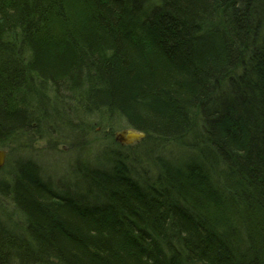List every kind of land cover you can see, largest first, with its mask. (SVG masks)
I'll list each match as a JSON object with an SVG mask.
<instances>
[{
    "label": "trees",
    "instance_id": "1",
    "mask_svg": "<svg viewBox=\"0 0 264 264\" xmlns=\"http://www.w3.org/2000/svg\"><path fill=\"white\" fill-rule=\"evenodd\" d=\"M47 92L69 94L58 118L117 113L175 148L135 173L113 141L69 166L95 205L58 192L26 155ZM7 143L0 264H264V0H0Z\"/></svg>",
    "mask_w": 264,
    "mask_h": 264
},
{
    "label": "bare ground",
    "instance_id": "2",
    "mask_svg": "<svg viewBox=\"0 0 264 264\" xmlns=\"http://www.w3.org/2000/svg\"><path fill=\"white\" fill-rule=\"evenodd\" d=\"M31 5L35 6V3L30 2ZM31 22H33V20L31 19ZM212 25L214 24V22L212 21L211 23ZM33 27V25L31 24V26L26 25V27L21 26V31L26 28V29H31ZM221 85V84H220ZM225 87V86H224ZM47 99H49V101L44 105L45 108L43 109L42 112V116L39 119V123H37L35 126L37 127V132L36 134V139L30 141V143L28 144V148L26 149L28 156H33L34 154H37V149L35 146V143L37 142V140L43 136V135H47L48 138V143L50 144V149H54V152L56 154V156H62L63 154H67L68 150L67 148H69L71 150L73 143L76 141V139L79 138L80 136V132H83L88 134L87 131H89V118L86 119L85 121H79L77 119H75V114L74 113H70V115L67 118L61 117L58 118V111L60 110V108L64 105H61L63 103V101H68L69 98V94L68 93H63V97L59 98L60 94H55L52 92H47ZM67 110V109H66ZM107 115V114H106ZM120 116V118L122 119V123L123 125L127 128L124 129L120 132L116 133V136L120 133H128V132H132V130L137 131V132H141L144 133L145 136L144 138H140V139H132L131 143H127V146H132V144H137L140 146V148L135 151L136 154L133 153H127L128 155H125L127 159H129V155L131 159V163H134L135 165H137L138 169L132 170L133 172H137L141 169V171H145V173H150L151 172V165L150 162L157 161V158L159 155L163 154L165 155L168 152H171L174 148H175V143L172 142H164L162 143L160 146H156L155 143H145L143 140L146 138L147 134L143 131H140L138 129L133 128L124 117H122L120 114H117ZM108 116V115H107ZM91 119V118H90ZM79 125L81 127H79ZM54 126V129L57 132H51L49 133L50 129ZM45 131V133H44ZM74 131V135L76 138H74L75 140H70L72 141V143L70 141H68L67 139V134L66 132H72ZM133 133V132H132ZM84 138V136L82 137ZM110 140V139H109ZM105 140L103 141V143H99L96 147H86L85 145H77L78 149H74V151L78 150L77 153V164L78 162H80L82 165H80L79 167H83V165L85 167H87L88 169H97V168H101L106 166V163H108L107 157L108 154H106V151H108L109 148H111L112 145H116L113 144V141L118 143L119 141H117V139L115 138V140ZM121 145H124L125 143L119 142ZM155 144V145H154ZM52 145V146H51ZM57 146V148H56ZM12 147V144L7 143V145H0V150L1 151H5L6 152V156H5V161L3 166L0 168V170H2L9 161V155L7 154V151ZM86 148V149H85ZM129 148V147H127ZM126 148V151H127ZM69 150V151H70ZM141 150V151H140ZM82 151V153L79 154V152ZM129 152V151H128ZM132 152H134V149L132 150ZM140 152L142 154H140ZM45 155H49L47 152H44ZM106 154V155H105ZM145 157V161L142 160V157ZM56 158V157H55ZM82 161V162H81ZM59 162V161H57ZM149 162V164H147ZM48 164L51 165L52 161H48ZM55 164V163H53ZM50 169V167H49ZM48 176H46V179L48 181L51 182L53 177H50V173L49 171H47ZM147 174V175H148ZM1 181V179H0ZM92 184H95L94 181H90ZM70 183V179L69 181H65V184H69ZM87 187L81 192V194L79 195L80 199L84 200L85 202L91 204V205H95L94 201L91 199V186H89L88 183H86ZM0 186L2 188H4L5 190H10V187H8L4 182L0 183ZM62 193V190H60ZM97 196L103 201L106 200L107 197L105 195L104 192H99L97 194ZM0 200H1V204L2 205H9L12 202V198L10 195H0ZM106 210H108L107 208H105ZM195 216V214H194ZM236 227H239L242 230V226L239 225V223H235ZM243 233L246 234V232H244V230H242Z\"/></svg>",
    "mask_w": 264,
    "mask_h": 264
},
{
    "label": "rangeland",
    "instance_id": "3",
    "mask_svg": "<svg viewBox=\"0 0 264 264\" xmlns=\"http://www.w3.org/2000/svg\"><path fill=\"white\" fill-rule=\"evenodd\" d=\"M73 111H69L67 110L66 116H69L70 113ZM78 113V118L82 119V120H89V131H87L88 134L83 132H80V136L78 138V143L75 141L74 142V146H72L71 150L69 148H67L68 153L67 154H63L62 156H56L54 149H50V144L48 143V136L47 135H43L41 136L37 142L35 143L36 149H37V154H34V158L39 159V161L41 162V160L43 161V163L46 164L47 168L45 170L49 171L50 173V177H53L51 182L54 184V189H58V192L61 190L60 186L64 185L65 187H67V189H65V192L68 190H73L77 195L80 194L83 191L82 186L78 189L75 186V181L79 180V178H83L81 176L80 173H77V171L75 170H69V166L70 164L74 165L77 164V162L74 163V159L77 156L78 150L76 152V150L74 151V149H78L77 145H85L86 147H96L99 143H103V141L105 140H115L116 133L120 132L124 129H127L123 123H122V119L120 118L119 115H117V113L115 114H109L108 116L104 113H99V114H95V115H83ZM91 118V119H90ZM79 127H81L79 125ZM57 132L56 130H53V133ZM45 133V131H44ZM49 133H51L49 131ZM84 136V138H82ZM36 139V136L34 137V140ZM127 144L122 145V147H124V151H126L127 146H125ZM52 146V145H51ZM57 148V146H56ZM140 148L139 145L137 144H132V146L130 148H127V152L128 153H133L136 154L135 151H137ZM86 149V148H85ZM134 149V152H132V150ZM70 150V151H69ZM141 151V150H140ZM44 152H47L49 155H45ZM82 153V151L79 152V154ZM140 154H142L140 152ZM16 158L19 157L18 155H14ZM56 157V158H55ZM144 157V156H142ZM52 161V164L49 165L48 161ZM142 160H145V157L142 158ZM59 161V162H57ZM55 163V164H53ZM50 167V169H49ZM70 179V183L69 184H65V181H69ZM86 181V180H85ZM87 182V181H86ZM88 183V182H87ZM89 184V183H88ZM90 186V184H89ZM64 188V187H63ZM61 192V191H60ZM64 192V190H62V193ZM94 202L96 201L95 199L91 198ZM18 232L22 233V229L19 228Z\"/></svg>",
    "mask_w": 264,
    "mask_h": 264
},
{
    "label": "water",
    "instance_id": "4",
    "mask_svg": "<svg viewBox=\"0 0 264 264\" xmlns=\"http://www.w3.org/2000/svg\"><path fill=\"white\" fill-rule=\"evenodd\" d=\"M132 132H128V133L125 132V133L118 134L116 137L117 141L122 142V143H126V142L131 143L132 139H140V138H144L145 136V134L141 132H137L134 130H132ZM5 156H6V152L0 150V168L4 164Z\"/></svg>",
    "mask_w": 264,
    "mask_h": 264
}]
</instances>
